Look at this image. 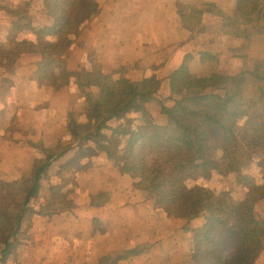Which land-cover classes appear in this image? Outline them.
Listing matches in <instances>:
<instances>
[{
	"label": "crops",
	"instance_id": "0c3cea01",
	"mask_svg": "<svg viewBox=\"0 0 264 264\" xmlns=\"http://www.w3.org/2000/svg\"><path fill=\"white\" fill-rule=\"evenodd\" d=\"M27 1L25 21L0 11V19H10L0 21V30L30 25L31 39L37 41V32L51 26L52 19L44 11L42 0ZM97 2V14L71 47L64 65L68 74L90 69L94 58L103 74L122 67L135 83L158 78L155 91L166 90L165 100L168 80L184 71V66L200 70L211 62V72H200L232 78L263 71L264 0H259L258 11L251 15L243 13V0ZM7 3L26 4L24 0ZM183 7H192L191 15L183 17ZM42 58L40 53L22 51L16 74L10 78V87L19 97L15 102L25 112L20 121L28 132H0V184L6 187L19 184L39 162L29 140L50 139V147L57 146L64 133L44 132L49 121L66 122L77 106L71 81L59 88L38 81L36 68ZM2 76L0 71V113L5 108L8 87H1ZM149 108L155 123L164 124L161 112L152 113ZM72 144L52 157L31 202L54 206L53 194L58 187L54 181L48 183L53 171L60 173L63 183L72 181L78 187L72 197L66 190L60 191L72 206L54 209L50 214L35 213L29 223L21 217L19 231L11 237L16 243L6 253L5 264H103L109 260L115 264H192L194 239L208 214L195 215L187 223L179 220L140 189L138 181L124 173L116 161L105 155L96 164L92 158H75L77 145ZM67 162H73L74 167ZM103 193L106 201L92 205V198ZM262 237L264 240V233Z\"/></svg>",
	"mask_w": 264,
	"mask_h": 264
},
{
	"label": "trees",
	"instance_id": "16d2710c",
	"mask_svg": "<svg viewBox=\"0 0 264 264\" xmlns=\"http://www.w3.org/2000/svg\"><path fill=\"white\" fill-rule=\"evenodd\" d=\"M42 2L44 11L52 19L51 26L37 32V41L35 38L24 39L19 45L24 47L23 51L43 56L36 68L38 81L53 88L75 81L79 88H86L88 84L91 88L95 85L97 89L87 95L85 124L75 122L72 126L75 142H80L83 150L104 153L108 159L116 161L124 173L138 181L140 189L179 220L189 222L199 204L205 203L208 218L195 236L192 264H254L264 248L254 211V203L264 197V170H258L260 183L247 190L240 203L233 200L231 193L214 196L209 189L187 184L214 172L226 176L240 173L241 166L251 160V155H259L256 161L264 167V149H255L256 146L235 133L221 112L226 106V86L230 78L171 76L167 86L173 105L168 107L160 102V112L165 121L162 125L156 124L146 110L148 103L155 102L152 80L124 83L123 74L111 81L110 75L100 71L73 75L65 71L71 47L98 12L97 0ZM258 4L259 0H243V13L254 14L258 11ZM191 10L192 7H183V17L187 16L186 13L191 15ZM0 11L25 21L24 12H17L18 8L6 0H0ZM24 28L32 30L30 25H24ZM14 32L13 28L9 35ZM17 56L16 49L11 52L0 49L3 62ZM180 90L183 93L179 98L170 97ZM1 113H5L4 110ZM69 119L72 120L71 115ZM114 122L118 125L111 126ZM10 124H13L12 120ZM220 138L224 141L220 146L222 156L218 157L212 146ZM60 153L48 152L46 160L35 165L31 173L32 187L19 213L30 204L38 190L40 175L50 166L52 157ZM63 197L56 191L53 194L55 204L63 205L62 209L70 208L72 203ZM92 199L95 206L106 201L104 193ZM9 222L10 217L1 213L0 260L4 264L5 255L13 244ZM19 225L17 221L13 224L17 228ZM115 263L109 260L103 264Z\"/></svg>",
	"mask_w": 264,
	"mask_h": 264
},
{
	"label": "rangeland",
	"instance_id": "374dc122",
	"mask_svg": "<svg viewBox=\"0 0 264 264\" xmlns=\"http://www.w3.org/2000/svg\"><path fill=\"white\" fill-rule=\"evenodd\" d=\"M8 1V0H6ZM26 4L20 5L19 3H10L14 7L18 8L17 12L23 11V8L27 6L28 1L24 0V3ZM260 3V2H259ZM24 12V11H23ZM25 13V12H24ZM260 13V12H259ZM6 16H8L6 14ZM9 17V16H8ZM18 17V16H17ZM16 17V18H17ZM11 18V17H10ZM19 18V17H18ZM8 21L10 19L2 18L0 21ZM21 25L19 27L16 26H9V28H3L0 30V49L3 51H13V49H16L18 52V55L20 56L21 52L24 49L23 46H19L24 39L30 40L32 38V33L29 29H26L24 27L21 28ZM14 28V33L12 35L10 34V31ZM30 38V39H29ZM19 56L16 58H11L8 61H1L0 58V71L3 73L4 78L2 81L1 87L4 89L6 85L8 87L6 88V100L5 101V113H0V132L2 131L3 134L5 133H13L15 131H21L22 133H27L28 129L25 127V125L20 121V119L25 116L24 110L20 109L17 106V97L18 95L12 91L10 84V78L14 76L17 70V66L19 64ZM95 59L93 58L91 60L90 69H87L86 71H93L97 72L100 71L99 65ZM209 65H211V62H208ZM207 66H201L200 70L197 67L194 68H187L185 67L184 71H179L177 76L180 77H225L226 75L219 74V75H212V74H205L201 73L200 71H212V68ZM83 71L79 73H83ZM101 72V71H100ZM258 73H251V74H244L242 78H232L229 77L230 80L226 86L227 96H226V106L222 108L221 112L226 117V119L230 122L232 127L235 129V133H237L239 136H242L247 143L252 144L256 146L255 149H264V67L263 71ZM195 73H200L201 75H197ZM260 73V74H259ZM121 74L124 75L125 78H123L124 83H128V81L132 82L130 80V77L125 69L122 67H118L117 69H114L112 73L108 74L111 76V81L119 79ZM190 75V76H189ZM173 76V75H172ZM228 77V76H227ZM96 80V79H95ZM156 80V81H155ZM155 80H152V88L155 90L159 86V79L155 78ZM83 81V79H82ZM151 80H146L142 83H147ZM73 86V100L75 104L77 105L75 109H72L70 114L71 119H69V115L66 122H62L61 120L54 119V121H49L47 133L50 134H57L61 131L64 133V136H62V141L59 142V148L56 146L50 147L52 145V140L50 139H44L41 138L40 140H29V143L34 145L36 148V151L38 152L37 158L39 160L38 163H42L47 158L48 152H64V149L66 148V145L70 146L72 143L77 145V152L75 154V158L78 157V159H85L89 158L91 160L94 159L95 164L100 163L99 161L101 158H103L104 153H96V152H90L89 149L83 150L81 148L80 142H75L74 137L72 135V126L75 122L80 123V120L87 121V108H88V102H87V95L90 91L95 90L96 86L93 85L95 88H91L85 85L86 88H79V86L76 85L75 81H71ZM135 83V82H133ZM59 88V87H58ZM15 89V88H14ZM97 91V89L95 90ZM159 91V89H158ZM166 90H160L159 93L155 91L156 96L154 95L155 102L148 103L146 105V110L148 107L152 110V113H157L160 111V102L168 107H172L173 101L168 98L165 100L163 99V95ZM182 90L177 91L176 93H173L170 97L179 98L182 94ZM221 94V91L219 92ZM158 96V97H157ZM19 98V97H18ZM148 111V110H147ZM152 115V114H151ZM13 121V124H10V121ZM74 120L73 123H71ZM9 121V122H8ZM124 123V122H122ZM83 124V123H80ZM118 123L114 122L111 123V126H117ZM5 132V133H4ZM8 135V134H7ZM63 141H67L63 142ZM224 139H217V142L212 146L213 151L216 156L221 157L222 156V149L220 148L222 142ZM63 142V143H62ZM67 146V147H68ZM73 146V144L71 145ZM49 147V148H47ZM81 148V150L79 149ZM255 151V150H254ZM253 151V152H254ZM62 152V153H63ZM96 154V155H95ZM60 156V155H59ZM106 156V155H105ZM256 157H259V155H251L249 158L251 160H248L245 164L241 166L240 173L226 176L223 173L214 172L209 176L203 177L198 179L197 181L191 182L189 181L187 184L189 186H202L206 189H209L210 192L213 193L214 196H217L219 194H232L233 200H235L237 203L242 202L245 199V193L247 190H249L253 185H258L260 183V176L258 170L261 169L264 170L263 164L261 162L256 161ZM263 158V157H262ZM78 159H76L78 161ZM70 162V161H69ZM67 164L73 168L74 163L71 162ZM76 162V161H75ZM66 164V165H67ZM63 165V164H62ZM67 169V167H66ZM60 173L59 172H51L48 176V183L50 184L51 181H54L56 183V187H58L56 191H65L67 195L74 196L76 194V190L78 187H75V184H71V182L63 183V181H60ZM32 174H27L23 180L19 184L13 183L12 185H9L8 187L3 186L0 184V215L1 213H6L7 216L10 217V222L8 223V227L12 229V237L16 236L19 228L14 227L13 224L15 222H21V217L26 218L24 221L29 223L32 216L35 213H39L42 215V213H53L55 212L54 209H62L63 205H57L54 204L53 207H50V205H39L34 204L31 205V202H33V196L30 200V204L28 206L24 207V211L19 213V210L24 206L25 200L27 198L28 192L32 187ZM60 181V182H59ZM67 184V185H65ZM202 201V200H201ZM206 207L205 203L202 201L199 206L198 210L195 215L199 216H205L206 214ZM254 211L256 218L259 220L260 229L262 234L264 233V197L259 199L254 203ZM198 216V219L201 217ZM202 225V223H201ZM16 229L14 232L13 230ZM11 231V230H10ZM16 234V235H15ZM12 239V238H11ZM14 243H16L15 238L13 239ZM13 243V242H12ZM13 243V244H14ZM10 264H13L12 261L9 262ZM1 264V262H0ZM254 264H264V250H261L258 254L257 259L255 260Z\"/></svg>",
	"mask_w": 264,
	"mask_h": 264
}]
</instances>
